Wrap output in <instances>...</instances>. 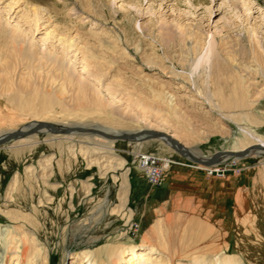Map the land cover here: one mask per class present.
Instances as JSON below:
<instances>
[{"label": "rangeland", "instance_id": "obj_1", "mask_svg": "<svg viewBox=\"0 0 264 264\" xmlns=\"http://www.w3.org/2000/svg\"><path fill=\"white\" fill-rule=\"evenodd\" d=\"M34 1L0 2L14 39L0 37V135L35 121L117 135L154 130L202 159L264 142V0ZM214 57L246 91L245 104L227 113L206 80L211 62L201 67ZM53 136L62 135L0 146V226L13 231L7 243L0 235V264H79L100 251L117 264H147L132 258L144 250L162 264H264V154L223 159L211 175L155 140L139 148ZM143 152L174 162L161 186L140 171ZM107 156L125 169L110 168ZM126 169L129 201L119 210Z\"/></svg>", "mask_w": 264, "mask_h": 264}, {"label": "bare ground", "instance_id": "obj_2", "mask_svg": "<svg viewBox=\"0 0 264 264\" xmlns=\"http://www.w3.org/2000/svg\"><path fill=\"white\" fill-rule=\"evenodd\" d=\"M3 1V0H0V2ZM25 4V5H31V4H34L35 1L34 0H12V3L10 4L9 7H13V6H17L19 4ZM8 7V6H7ZM33 12L36 11V8L32 9ZM38 11V10H37ZM1 21V20H0ZM36 21L38 22L39 20H36L35 19V23ZM38 29V25L36 24V27ZM35 31H38L35 29ZM7 30L3 28V26L1 25V22H0V37L4 40H12V43H14V39L13 38H9L7 37ZM249 38V41L251 42L252 45H259V41L258 39L256 38V36L250 34L248 36ZM225 45L221 44V50L223 49H226L224 47ZM227 50V49H226ZM224 52V50H223ZM255 52H260L259 51V48L257 47L255 49ZM257 53L255 56H257ZM153 56H156L155 53H152ZM225 55L228 57L230 55V52H227L225 53ZM210 64V68H211V72L208 74L207 76V79L208 80V83L210 84V90L212 92V97L213 99L215 100V102H218V106L220 107L221 111L223 112H226L225 110L227 108H229V111L231 110V107L233 106H236V107H241L245 104L246 100H245V95H246V91L243 87V82H242V79L239 77V74L238 72H236L234 70V67L233 66H228L227 63L223 62L220 58L218 57H214L211 59V61H209V59L205 60L204 64L201 66L203 71L207 69V64ZM198 66L196 65V68L197 69ZM206 68V69H205ZM149 84H151V80L148 81ZM151 90L153 91H156L158 94L161 95L163 89L161 88V86H157L156 84H151V87H150ZM197 90V93L200 94V96H202V98L204 97V94L202 91ZM205 98V97H204ZM158 99V98H157ZM168 101V100H167ZM173 102V100H170V102ZM211 102V101H210ZM173 107V106H172ZM227 113V112H226ZM40 122H47V121H35L33 123H30L29 125L23 127L22 129H29L31 126L37 124V123H40ZM83 126V125H82ZM86 126V125H84ZM87 128V127H86ZM13 131H16V130H9V131H6L4 133H2L0 135V138L4 137L5 135H7L8 133L10 132H13ZM46 132H48L47 130H44ZM105 131L108 133V134H112V135H117L118 133H112L110 132L109 130H106ZM143 131V130H141ZM102 132V131H101ZM140 132V131H138ZM43 133V132H41ZM136 133V132H135ZM39 134V133H38ZM38 134H35V135H32V136H29V137H26V138H19L21 141L24 139H29V142H32V141H36L34 140ZM81 134H84V135H81ZM55 135V134H53ZM72 135L71 137H73L74 135H80L82 138L84 139H90L92 142L96 143V144H100V145H104L103 143L104 142H107L109 143V141H114V140H109V139H106L100 135H96V134H88V133H73V134H70ZM58 136V135H56ZM63 136H66V135H62V136H59V137H55L53 136L52 138H62ZM96 137H100L102 140L100 139H97ZM51 138V137H50ZM106 139V140H104ZM23 140V141H24ZM145 140H155V141H159L162 145L164 146H167L169 151H173L174 150L172 149V147L170 146L169 142L166 141V140H163V139H148L147 137L145 138L144 136L143 137H139L137 140H132V142L134 143L133 145L136 146V147H139L141 146L142 142L145 141ZM260 141V140H259ZM12 143V142H10ZM8 143V144H10ZM254 144V143H253ZM257 144H260V145H264V142L263 141H260L259 143ZM132 145V144H131ZM251 146V145H249ZM248 146V147H249ZM87 148V147H86ZM247 148V147H246ZM88 149V148H87ZM98 148H91V150H97ZM103 148H101L102 150ZM245 149V148H244ZM80 151H84V152H89V149L88 150H83V146L81 147V149L79 148ZM99 150V149H98ZM192 151V150H191ZM236 152V151H234ZM240 152V151H239ZM90 153V152H89ZM144 153V152H143ZM260 154H264V152H259ZM98 154V153H97ZM102 154V153H101ZM100 155V154H98ZM108 157V156H107ZM138 157V155H137ZM183 157V156H182ZM185 158V157H184ZM228 157H223L220 159L223 160V159H227ZM98 159V158H97ZM207 159V158H206ZM236 159H241V158H236ZM109 167L110 168H113L115 169V167L113 166V161L114 162H117V160L111 158V157H108V159H106ZM164 160V159H162ZM92 161V160H91ZM165 161H171V160H166ZM103 163V162H102ZM44 164V167H47V164H48V161H46ZM172 164H174V162H172ZM103 165V164H102ZM116 166L118 167V169H122L124 168L125 169V163L124 162H117ZM103 168V167H102ZM45 174V173H44ZM46 176L43 175V179H47V177L45 178ZM128 178H129V169H126L124 174L121 175L120 177V181H121V194H122V197L120 198V201H121V205H119V210H123L125 208V206L127 205L128 201H129V184H128ZM18 183V178L15 177V179L13 180L12 184H11V189H10V192H12V190H14V186H16ZM90 191V190H89ZM1 212L3 213L4 211H2L3 209H1ZM160 225V223H159ZM9 228V229H8ZM7 227H3V226H0V235H1V239L2 240H5L6 243L9 242L11 239H12V235H13V231L11 229V227L8 226ZM15 228V227H14ZM19 229V228H18ZM154 230L151 232L152 237L154 236ZM150 234V235H151ZM28 237V236H26ZM25 238V237H24ZM151 248V251L154 252V251H157V249L154 248V246L150 247ZM4 249V248H3ZM35 250V253H37L38 255H40V250L39 249H34ZM101 250V249H100ZM103 250V249H102ZM176 250V249H175ZM3 251V250H2ZM27 251V250H26ZM113 252V251H112ZM116 254V253H115ZM137 256V259L139 260V262H146L147 264H162L160 262V260H158L157 258H154V262H152V259L149 257L150 256V253H147V251H136V252H133V255H132V258H135L134 256ZM138 254V255H137ZM114 254H109V253H106V252H98L97 254H94L92 252H88V253H84V255L82 256V260L81 262H79V264H117L118 263V260L115 259L114 260ZM103 259V260H102ZM169 259H171V257H169ZM195 262H201L202 258H199V257H194ZM191 260V261H193ZM43 261L44 263L43 264H49V261H48V258L44 257L43 258ZM190 261V260H189ZM203 261V260H202ZM217 261H219L217 259ZM128 264H133L132 261H129Z\"/></svg>", "mask_w": 264, "mask_h": 264}, {"label": "water", "instance_id": "obj_3", "mask_svg": "<svg viewBox=\"0 0 264 264\" xmlns=\"http://www.w3.org/2000/svg\"><path fill=\"white\" fill-rule=\"evenodd\" d=\"M47 130L51 134L55 135H70L73 133H88V134H96L100 135L106 139L114 140V141H130L137 140L139 137H147L148 139H163L169 142L172 149L179 155L185 157L192 163L203 166L206 168L216 166L220 164V159L223 157L228 158H245L249 156L252 152H264V145L254 144L243 151L234 152V151H217L212 154L208 159H202L196 156L189 148L180 143L177 139H175L171 134L158 132L154 130H143L140 132H136L133 134H122V135H112L108 133L101 132L94 128H86V127H63L60 128L53 123L48 122H40L29 129H20L13 132L8 133L4 137L0 138V146L6 145L12 141H15L19 138H26Z\"/></svg>", "mask_w": 264, "mask_h": 264}, {"label": "built area", "instance_id": "obj_4", "mask_svg": "<svg viewBox=\"0 0 264 264\" xmlns=\"http://www.w3.org/2000/svg\"><path fill=\"white\" fill-rule=\"evenodd\" d=\"M137 155L138 157L135 160L140 171L144 174L147 183L152 187L161 186L165 181L168 170L173 165L172 162H166L158 156L147 152L138 153ZM220 165L221 163L216 166L210 167L214 168V171L210 172V174L212 175L214 173H220Z\"/></svg>", "mask_w": 264, "mask_h": 264}]
</instances>
